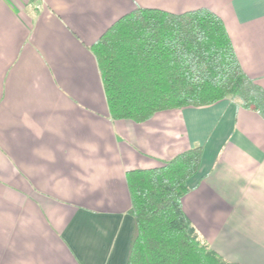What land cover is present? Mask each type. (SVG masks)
Wrapping results in <instances>:
<instances>
[{
    "label": "crops",
    "instance_id": "obj_1",
    "mask_svg": "<svg viewBox=\"0 0 264 264\" xmlns=\"http://www.w3.org/2000/svg\"><path fill=\"white\" fill-rule=\"evenodd\" d=\"M135 7L218 14L264 88V0H0V264H126V171L202 146L182 209L224 258L264 264V118L229 99L113 120L90 46Z\"/></svg>",
    "mask_w": 264,
    "mask_h": 264
},
{
    "label": "trees",
    "instance_id": "obj_2",
    "mask_svg": "<svg viewBox=\"0 0 264 264\" xmlns=\"http://www.w3.org/2000/svg\"><path fill=\"white\" fill-rule=\"evenodd\" d=\"M111 119L134 122L229 99L264 118V88L242 69L221 17L135 7L90 46ZM202 146L158 166L126 171L133 218L126 264H239L210 247L182 209Z\"/></svg>",
    "mask_w": 264,
    "mask_h": 264
}]
</instances>
